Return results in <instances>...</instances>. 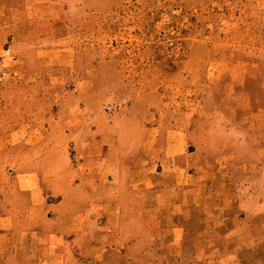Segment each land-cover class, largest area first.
<instances>
[{"label": "rangeland", "instance_id": "obj_1", "mask_svg": "<svg viewBox=\"0 0 264 264\" xmlns=\"http://www.w3.org/2000/svg\"><path fill=\"white\" fill-rule=\"evenodd\" d=\"M263 131L264 0H0V264H264Z\"/></svg>", "mask_w": 264, "mask_h": 264}, {"label": "crops", "instance_id": "obj_2", "mask_svg": "<svg viewBox=\"0 0 264 264\" xmlns=\"http://www.w3.org/2000/svg\"><path fill=\"white\" fill-rule=\"evenodd\" d=\"M264 132V131H263ZM263 132H261V134H260V137H261V149H260V147H258V150H261V152H264V134H262ZM245 145L246 146H251V144H249V143H245ZM240 156H241V154L238 156V158H240ZM263 158V159H262ZM235 160H237L236 158H235ZM262 160H264V153L263 154H261V157H260V161H261V163H262ZM235 170H238V168H237V165H235ZM263 170H264V168H262ZM252 170L251 169H249V171H247L246 173H248V172H251ZM235 172V171H234Z\"/></svg>", "mask_w": 264, "mask_h": 264}]
</instances>
